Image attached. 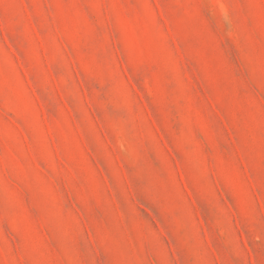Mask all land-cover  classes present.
<instances>
[{
    "label": "rangeland",
    "instance_id": "1",
    "mask_svg": "<svg viewBox=\"0 0 264 264\" xmlns=\"http://www.w3.org/2000/svg\"><path fill=\"white\" fill-rule=\"evenodd\" d=\"M0 264H264V0H0Z\"/></svg>",
    "mask_w": 264,
    "mask_h": 264
}]
</instances>
